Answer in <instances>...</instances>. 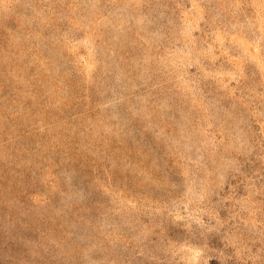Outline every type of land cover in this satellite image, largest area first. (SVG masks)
<instances>
[{
  "label": "rangeland",
  "instance_id": "1",
  "mask_svg": "<svg viewBox=\"0 0 264 264\" xmlns=\"http://www.w3.org/2000/svg\"><path fill=\"white\" fill-rule=\"evenodd\" d=\"M0 264H264V0H0Z\"/></svg>",
  "mask_w": 264,
  "mask_h": 264
}]
</instances>
